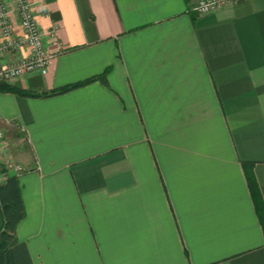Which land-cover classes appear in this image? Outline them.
I'll use <instances>...</instances> for the list:
<instances>
[{
	"label": "crops",
	"instance_id": "obj_1",
	"mask_svg": "<svg viewBox=\"0 0 264 264\" xmlns=\"http://www.w3.org/2000/svg\"><path fill=\"white\" fill-rule=\"evenodd\" d=\"M196 1L35 0L49 66L10 84L49 92L110 69L109 85L0 92V128L28 139L12 154L33 264H264L242 167L264 202V0L204 15Z\"/></svg>",
	"mask_w": 264,
	"mask_h": 264
},
{
	"label": "built area",
	"instance_id": "obj_2",
	"mask_svg": "<svg viewBox=\"0 0 264 264\" xmlns=\"http://www.w3.org/2000/svg\"><path fill=\"white\" fill-rule=\"evenodd\" d=\"M14 1L24 35L18 38L14 37V26L6 1L0 0V29L4 38V43L0 49L19 50L23 44H27L31 48L32 53L29 57L21 58L13 63H3L0 59V83H10L11 80L31 72L45 74L51 58V55L45 49L44 34L41 32L35 18V0ZM233 1L235 0H197L192 9L197 14L204 15ZM49 33L52 36L54 35L53 32ZM7 123L16 125L15 121H8ZM27 141L28 139L25 135L12 140L7 136L6 131L0 128V187L8 176L15 175L20 178L27 170L21 162L15 160L12 154L14 146H23Z\"/></svg>",
	"mask_w": 264,
	"mask_h": 264
},
{
	"label": "trees",
	"instance_id": "obj_3",
	"mask_svg": "<svg viewBox=\"0 0 264 264\" xmlns=\"http://www.w3.org/2000/svg\"><path fill=\"white\" fill-rule=\"evenodd\" d=\"M109 69L108 67L101 73L65 84L49 92L21 88L6 82L0 83V92H12L27 97H45L65 93L94 81H101L103 84L109 85L107 78ZM253 165L251 161L242 162L251 196L264 232V202L254 175ZM0 197L2 201L0 206V264H33L26 244L17 237V225L26 215L19 177L15 175L7 177L0 187Z\"/></svg>",
	"mask_w": 264,
	"mask_h": 264
}]
</instances>
